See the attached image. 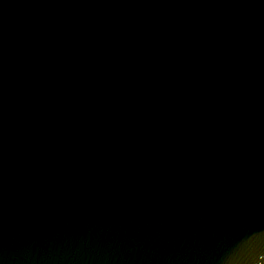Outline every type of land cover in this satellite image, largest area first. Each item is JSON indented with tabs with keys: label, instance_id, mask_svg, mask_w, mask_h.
<instances>
[{
	"label": "water",
	"instance_id": "95a60500",
	"mask_svg": "<svg viewBox=\"0 0 264 264\" xmlns=\"http://www.w3.org/2000/svg\"><path fill=\"white\" fill-rule=\"evenodd\" d=\"M0 264H264V0H0Z\"/></svg>",
	"mask_w": 264,
	"mask_h": 264
}]
</instances>
